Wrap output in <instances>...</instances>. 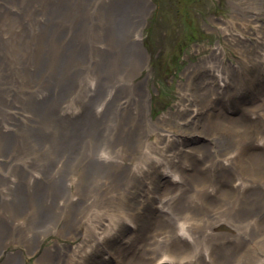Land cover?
<instances>
[{"label": "bare ground", "instance_id": "6f19581e", "mask_svg": "<svg viewBox=\"0 0 264 264\" xmlns=\"http://www.w3.org/2000/svg\"><path fill=\"white\" fill-rule=\"evenodd\" d=\"M87 1L92 6L88 12L93 26L101 27L102 39L107 33L111 44L102 46L90 26L89 51H63L44 55L41 60L37 49L29 53L33 68L53 59L48 74L38 68L24 76L17 62L13 60L11 66L0 60V104L4 101L7 106L0 117V167L5 168L0 172V200L2 209L6 208L9 194H14L19 205L30 210L19 209L25 217H14L7 230L0 222V252L6 245L19 244L28 254L48 231L60 234L71 226L81 244L71 247L67 256L44 252L38 264H81L85 248L100 246L117 234L114 217L127 212L124 196L135 177L160 173L163 185L170 188L162 198L155 196L154 216L163 219L159 236L137 247L145 254L135 261L108 253L111 264H264V178L257 179L242 168L248 161L264 170V107L248 114L249 120L259 122L249 139L239 137V126L221 124L223 135L214 139L216 146L197 152L189 147L200 139L197 134L161 136L159 132L172 126L166 121L170 118L150 121L146 79L137 80L147 64L141 26L150 0ZM257 1L248 0L249 9H258L253 6ZM240 3L236 0L234 5ZM80 7L87 18L81 1ZM66 8L58 0H1L0 18L5 16L6 25L14 27V36H26L31 44L39 45L41 33L28 27L42 24L49 13L51 29L69 32ZM8 31L0 32V42ZM238 56L264 68V51ZM242 66L238 61L224 62V52L217 44L208 57L189 66L186 75L206 73L207 80H212L211 91L217 94L242 83ZM188 83L180 87L176 113L186 110L192 122L209 110V102L200 106L197 95L189 93ZM192 104L197 108L187 110ZM211 123L217 126L210 119L206 126ZM151 135L170 150L168 157L158 154ZM248 142L259 147L260 158L247 160ZM191 156L196 157L192 168L186 165ZM103 167L110 173L99 172ZM95 169V179L87 180L85 173ZM191 170L193 174H185ZM105 173L106 178L101 179ZM41 178L50 179V190L40 199L43 205L20 188ZM13 186L20 189L14 192ZM219 186L228 196L208 207L206 199ZM43 208H53L55 213L35 217L37 210L41 216ZM119 222L124 231L134 229L128 219ZM126 246V242L119 244L121 249ZM3 264H24L23 256L20 252L10 254Z\"/></svg>", "mask_w": 264, "mask_h": 264}, {"label": "rangeland", "instance_id": "374dc122", "mask_svg": "<svg viewBox=\"0 0 264 264\" xmlns=\"http://www.w3.org/2000/svg\"><path fill=\"white\" fill-rule=\"evenodd\" d=\"M80 1L86 7L87 18L80 7ZM235 1L150 0L141 26V44L147 55V64L137 80L146 79L150 99V121L154 123L161 116L170 118L166 121L170 122L172 126L159 132L161 136L199 135L200 139L189 146L190 150L193 151L200 152L207 146L215 147L214 139L223 135L221 124L239 126L242 128L238 131L239 137L249 139L259 122L249 120L248 114L257 113L264 107L263 65L238 56V54L250 55L264 51V0L253 3V6L258 7V9L252 7L249 9L248 0H240L241 3L238 5H234ZM58 2L67 7L65 25L69 32L64 28L51 29L48 25L49 13L48 15L45 13L42 24L28 27L35 33H41L42 41L39 45L31 44L26 36L23 37L19 34L14 36V27L11 24L6 25L5 16H2L0 18V32L7 29L10 31L7 35L3 33L5 40L0 42V60L11 66L14 60L24 76H27L29 71L37 72L38 68L40 73L44 71V74H48L52 71L53 59L43 61L41 67L38 64L36 68H33L29 60V53L33 49H37L41 60L44 55L52 56L66 51H89L91 46L87 41V36L90 35V26L96 31L102 46H106L107 43L111 44L110 36L104 32L102 39L101 27L93 26L88 12L92 6L87 0H58ZM22 4L23 2H20L19 6ZM59 18L62 19L63 17L60 16ZM61 41L64 44H61ZM217 44L224 52V62L236 64L238 61L242 66V62L245 61L246 67L242 66L241 72L243 73L241 76L244 78H241L242 83L239 86L226 87L216 94L211 91L214 90L211 89L212 80H207L206 73L194 72L191 75H186V71L189 66L196 65L201 59L208 57L212 48H215ZM60 74L61 70H57V75ZM188 81L190 83H188L189 93L197 95L200 106L205 100L209 102V110L205 114L197 115L192 119V122H190L191 117L186 113V110L181 115L176 113L177 102L181 96L180 87L186 85ZM6 108L7 106L3 101L0 104L1 118L4 117ZM195 108H197L195 104L186 107L187 110H194ZM208 119L215 122L217 126L211 123L210 127H207ZM5 120H9L8 115L5 116ZM166 130L171 132H166ZM150 140L154 141L155 144L157 143L155 147L158 154L163 158L168 157L170 150L166 151L156 136L151 135ZM245 147L247 160H256L262 156L259 147L253 142H248ZM203 155L210 159L204 153ZM195 158L193 156L187 158L186 165L192 168L191 164L195 163ZM242 168L257 179L264 178V170L251 166L248 161L243 162ZM3 169L5 168L0 167V172ZM96 170L85 173L87 180L95 179ZM106 171L107 167L99 170V172ZM107 172L110 173V170ZM190 173L193 174V170L185 174ZM101 176L103 177L101 179H105L106 173ZM49 180V178H41L35 183L20 188H22L21 191H26L27 196L36 197L43 205L44 202L40 199L50 190ZM163 182L160 173H153L149 177H146V174L135 177V181L131 183L124 196V207L127 212H118V218L114 217L117 237L115 235L108 238L103 244L93 249L85 248L87 253H83L81 264H111L108 260V253L115 258H126L124 261H127V258L129 261L143 258L144 249L137 251V247L144 246L153 237H158L159 229L163 223V219L154 216L155 196L162 198L170 188L168 185H163ZM20 188L13 186L11 190L16 192ZM171 188L175 192L177 191V188ZM226 196L228 193L225 192V188L219 186L215 193L206 199L205 203L208 207L214 206L217 200ZM2 206L4 205L0 200V222L5 224L6 230L11 226L14 217L18 216L17 218L20 220L25 217L26 214L19 209L22 211L26 209L30 213L29 207L24 208V206L19 205V200H16L14 194H9L6 208L2 209ZM43 209L41 216H38L39 210L34 213V216L39 218L50 215L46 212L55 213L53 208ZM3 210H5V218L1 214ZM120 219H128L134 229L124 231V224L122 222L117 223V220ZM35 225L39 226L36 223ZM59 230H61V225ZM103 230L105 229L103 228ZM103 230L99 231V237L104 234ZM82 231L84 230L81 227L80 232ZM119 235L121 239H119ZM125 242L127 246L121 249L119 244ZM78 244H81V238L76 229L67 226L60 234L55 231H48L40 242H36V246L28 254L19 244L6 245L0 252V264L4 263L8 255L17 252L23 256L24 264H38L44 252L52 250L58 255L67 256L69 249Z\"/></svg>", "mask_w": 264, "mask_h": 264}]
</instances>
